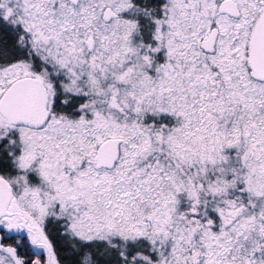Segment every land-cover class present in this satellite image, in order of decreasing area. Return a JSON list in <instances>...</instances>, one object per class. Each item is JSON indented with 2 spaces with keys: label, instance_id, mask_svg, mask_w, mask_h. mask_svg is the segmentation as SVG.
<instances>
[{
  "label": "snow or ice",
  "instance_id": "obj_1",
  "mask_svg": "<svg viewBox=\"0 0 264 264\" xmlns=\"http://www.w3.org/2000/svg\"><path fill=\"white\" fill-rule=\"evenodd\" d=\"M0 264H264V0H0Z\"/></svg>",
  "mask_w": 264,
  "mask_h": 264
}]
</instances>
